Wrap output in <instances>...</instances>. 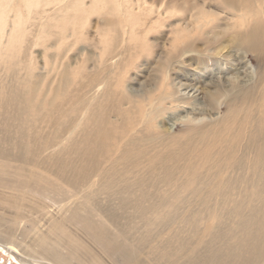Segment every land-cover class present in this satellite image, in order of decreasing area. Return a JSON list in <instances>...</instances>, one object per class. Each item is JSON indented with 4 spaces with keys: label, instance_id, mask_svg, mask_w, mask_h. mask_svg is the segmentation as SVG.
<instances>
[{
    "label": "rangeland",
    "instance_id": "374dc122",
    "mask_svg": "<svg viewBox=\"0 0 264 264\" xmlns=\"http://www.w3.org/2000/svg\"><path fill=\"white\" fill-rule=\"evenodd\" d=\"M150 1L179 11L151 15L138 37L98 11L86 34H72L52 6L19 32L0 30V241L59 264H214L240 246L245 220L264 217V47L247 38L254 26L264 32V0ZM196 8L212 10L197 32ZM183 28L184 57L168 47ZM10 30L19 44L6 42ZM103 30L114 34L106 51ZM237 76L249 92L232 99L223 90ZM211 92L223 100L216 108ZM100 126L108 134L90 165L79 150ZM85 164L72 185L70 168ZM106 210L114 224L95 214ZM6 246L0 264H27Z\"/></svg>",
    "mask_w": 264,
    "mask_h": 264
},
{
    "label": "bare ground",
    "instance_id": "6f19581e",
    "mask_svg": "<svg viewBox=\"0 0 264 264\" xmlns=\"http://www.w3.org/2000/svg\"><path fill=\"white\" fill-rule=\"evenodd\" d=\"M227 1L235 2V0ZM45 6H52L53 9L55 8L54 10H56L57 12H61V15L59 14V16L63 18V21L65 19V31H71L72 34H86L85 30L87 28V24L89 23L88 21H90L89 19L91 15L98 11V14L111 15L113 17L119 18L120 21L124 24L121 25V28L123 26V33L125 35L129 34L135 37L139 36V31L147 29V27L145 28V26L149 24V27L154 22H151L153 20L152 17H150L151 15H154L155 18V14H157V17L160 21H167L174 14H178L179 11L177 8L172 7L171 5L169 6L168 3L162 2L161 4H154L150 0H90V2H87V0H80V2H78V0H0V21L1 19H4L5 21L4 25L0 28V30L4 32V35L6 34L8 27H10L12 31H21V29L26 26V23L34 17V13H38V11H40L41 9L45 10ZM211 12L212 10H206L205 8H196L194 9V11H192L191 19L192 22H195L193 23V31H200L208 23L207 19L209 16L206 18L204 15H210ZM63 14L66 17L63 16ZM243 18H245V16ZM60 24L61 26H63L62 23ZM59 29H61L62 31V28ZM186 30V28L178 30L174 39L171 41L170 46H168L170 48H176V50L180 49V56L182 57L187 56V54H190V52L192 51L191 49L186 47L189 40L188 36L185 37L188 34V31L186 32ZM184 32L186 35L184 34ZM16 34L18 35V33ZM68 36L69 35L67 34L63 35L61 37V40H63L64 37ZM98 36H100L101 38L100 43L102 45V49L106 51L110 46L111 41L113 40L112 37L114 36V34L111 37L110 33H108L107 30H103L102 32H99ZM147 38L148 36H145L143 44L148 43ZM247 38L251 49L257 50L264 47V32L259 26H254L252 30L247 33ZM19 41L20 39L15 37L11 32V35L7 38L6 42H13L16 45L19 44ZM60 43H62V41ZM70 48L65 49L66 52ZM221 54L223 53H220L216 58L211 59V62L207 64L205 69L211 70V68H214L215 63L220 64V61L224 58V56H220ZM173 56L174 55H172V58ZM177 62L178 64H183V61L181 60ZM233 62L234 61L232 60V63ZM225 64L228 63L226 62ZM170 77L171 74H168V77L163 81V83L166 82V84H168L166 80H168ZM238 78L239 77L237 76L228 79L230 88L223 90L224 93L231 90L232 92L230 97L232 99L240 93L248 94L249 92V90L244 86V84H241V81H239ZM237 84L239 86L238 88H235ZM182 87L183 85H179V90ZM221 98L222 97H219L217 93L211 92L207 101L211 107L216 108L218 107L220 102L223 101L220 100ZM170 99H174L173 95H170ZM177 99L176 101H178ZM92 134L97 136L93 143L91 142L92 140H94L92 139ZM107 134V129L103 126H100L99 131L97 133L92 132L89 136L85 137L84 147L79 150V154L85 157V160L89 159V163H91L90 165L97 163L96 158L97 154L100 151L99 147L102 149V147L105 145V143H103V138ZM86 140L90 142H87ZM92 146H94V148ZM89 148H91L92 150ZM262 150L263 151L260 152V157L262 160H264V149ZM59 164L61 165V168H69L68 164L63 160H60ZM90 165H82L79 167V170H75V167L70 168L72 169L71 177L68 178V181L72 185L78 184V182H80L87 176L88 172L90 171ZM62 173L66 174V171L64 170V172ZM62 208L64 210H67V205H63ZM95 214L101 218H105L106 222L108 221L112 224L116 222L117 216L114 210L97 211L95 212ZM80 222L83 226L89 228L90 232L95 238L101 240L102 242L105 241V238L103 237V232L101 230L98 231V227L95 226L92 222H90L89 219L83 218L80 220ZM242 232L243 233L241 237L240 246L233 249L231 248L227 252L226 257L220 259H218L217 257H212V260L215 262L214 264H264V217L259 218L258 216H252L249 219L245 220L242 226ZM108 241L111 244L113 243L112 238H108ZM1 244L2 246L7 245L6 247L11 250V252L16 257H18L19 259H21V261L27 264L31 263L32 260L36 264H59L58 260L60 259L56 255L54 256L58 260L47 255H44L41 259H38V257L35 255L37 252L33 248L29 247V245L27 244H25L27 245V247L25 248H22L20 244H16L11 241H0V245ZM241 247L246 248V254L245 252L244 254L241 253ZM44 259H49V263H44ZM203 263L199 260L197 262H194V264ZM129 264L134 263L132 260H130Z\"/></svg>",
    "mask_w": 264,
    "mask_h": 264
}]
</instances>
